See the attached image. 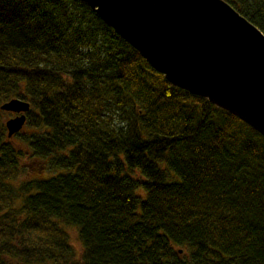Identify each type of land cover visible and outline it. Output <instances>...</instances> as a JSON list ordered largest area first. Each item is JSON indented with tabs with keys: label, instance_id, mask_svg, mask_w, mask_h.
Returning <instances> with one entry per match:
<instances>
[{
	"label": "trees",
	"instance_id": "trees-1",
	"mask_svg": "<svg viewBox=\"0 0 264 264\" xmlns=\"http://www.w3.org/2000/svg\"><path fill=\"white\" fill-rule=\"evenodd\" d=\"M225 1L264 33V0ZM11 98L29 109L11 137L0 109V264H264V136L85 2L0 0ZM23 158L45 175L18 181Z\"/></svg>",
	"mask_w": 264,
	"mask_h": 264
},
{
	"label": "water",
	"instance_id": "water-1",
	"mask_svg": "<svg viewBox=\"0 0 264 264\" xmlns=\"http://www.w3.org/2000/svg\"><path fill=\"white\" fill-rule=\"evenodd\" d=\"M172 85L206 98L264 136V33L225 0H81ZM0 109L7 136L29 102Z\"/></svg>",
	"mask_w": 264,
	"mask_h": 264
},
{
	"label": "rangeland",
	"instance_id": "rangeland-1",
	"mask_svg": "<svg viewBox=\"0 0 264 264\" xmlns=\"http://www.w3.org/2000/svg\"><path fill=\"white\" fill-rule=\"evenodd\" d=\"M2 116L4 119L7 117L5 115ZM13 140L16 142H20V140L17 137H15ZM20 163H21V173L17 177L18 181L45 175L44 171L36 169L38 163H36L34 160H27L26 158H23L20 161ZM65 229L68 233L69 242L72 248L74 249L76 256H78L81 251V244L78 239L77 230L74 226H70V225L65 226Z\"/></svg>",
	"mask_w": 264,
	"mask_h": 264
},
{
	"label": "flooded vegetation",
	"instance_id": "flooded-vegetation-1",
	"mask_svg": "<svg viewBox=\"0 0 264 264\" xmlns=\"http://www.w3.org/2000/svg\"><path fill=\"white\" fill-rule=\"evenodd\" d=\"M11 116H13V114L11 113Z\"/></svg>",
	"mask_w": 264,
	"mask_h": 264
}]
</instances>
